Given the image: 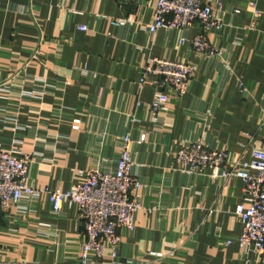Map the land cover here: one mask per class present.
Returning <instances> with one entry per match:
<instances>
[{"label": "crops", "instance_id": "1", "mask_svg": "<svg viewBox=\"0 0 264 264\" xmlns=\"http://www.w3.org/2000/svg\"><path fill=\"white\" fill-rule=\"evenodd\" d=\"M219 1L228 10L225 26L209 41L221 54L205 58L190 42L180 45L185 33H148L157 0H0V143L17 158L31 157L33 186L67 192L83 181L81 170L114 169L131 139L142 183L136 230H120L117 259L108 248L94 264H262L237 243L226 245L243 231L236 213L248 206L243 181L214 178L212 169L190 174L177 164L191 141L249 163L264 145V0ZM114 20L133 23L120 28ZM199 31L195 24L188 39ZM154 58L197 67L186 95L154 76L140 86L142 67ZM48 86L41 103L21 94ZM159 93L166 110L154 119ZM30 209L34 215L15 207L1 213L0 264H80L86 235L78 208L56 214L43 194Z\"/></svg>", "mask_w": 264, "mask_h": 264}, {"label": "built area", "instance_id": "2", "mask_svg": "<svg viewBox=\"0 0 264 264\" xmlns=\"http://www.w3.org/2000/svg\"><path fill=\"white\" fill-rule=\"evenodd\" d=\"M253 6L256 8L257 5ZM231 9L233 14H240L239 9ZM15 10L26 11L25 8ZM227 13L228 10L219 0H157L155 18L147 31L151 36H155L162 29L185 33L180 37V45L190 42L199 56L216 58L221 53L211 45L209 34L225 26L224 17ZM255 13L259 14L257 9ZM112 23L121 28L133 22L114 20ZM195 24H198L200 31L190 40L187 34ZM79 30L88 35L94 34L86 26ZM197 71V67L189 62L154 58L142 67L139 84L144 87L150 83L151 76L158 77L162 80L161 87L184 96L190 91ZM29 82L30 85L34 83ZM49 87H34L31 91L23 90L21 94L31 101L41 103L50 92ZM5 91V87L0 88V92ZM166 100L163 93L156 95L152 103L154 119L160 111L166 110ZM74 128L78 129V126ZM145 139L144 134L141 141ZM130 143V137H126L114 169H105L97 164L90 169L81 170L79 175L83 181L73 184L67 192L35 188L28 178L31 157L17 158L14 149H7L0 143V229L2 212L15 207L20 215H34L30 203L38 202L45 194L56 214L61 213L66 205L78 208L86 235L80 264L102 261L108 248L112 258L117 259L122 243L120 230L134 232L136 215L141 209L136 193L142 189V183L133 173ZM252 160L251 163L241 159L234 160L229 150L202 140L187 142L177 154V164L184 172L194 174L212 169L214 178L225 180L236 177L243 181L248 206L240 205L236 208V213L242 220L243 231L235 241H227L226 245L237 243L245 255L254 254L257 261L264 264V145L262 148L253 149Z\"/></svg>", "mask_w": 264, "mask_h": 264}]
</instances>
